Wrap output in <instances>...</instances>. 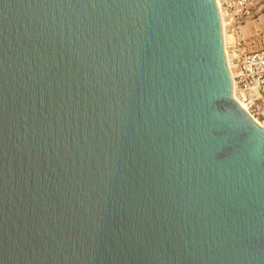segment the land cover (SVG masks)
I'll use <instances>...</instances> for the list:
<instances>
[{"label":"water","instance_id":"95a60500","mask_svg":"<svg viewBox=\"0 0 264 264\" xmlns=\"http://www.w3.org/2000/svg\"><path fill=\"white\" fill-rule=\"evenodd\" d=\"M0 264H264L216 0H0Z\"/></svg>","mask_w":264,"mask_h":264},{"label":"built area","instance_id":"2783aa9c","mask_svg":"<svg viewBox=\"0 0 264 264\" xmlns=\"http://www.w3.org/2000/svg\"><path fill=\"white\" fill-rule=\"evenodd\" d=\"M257 1L216 0L224 35L227 33L230 37L225 47L235 97L253 120L264 128V32L257 36L259 47L253 49L255 43L246 38L242 27L252 18Z\"/></svg>","mask_w":264,"mask_h":264},{"label":"rangeland","instance_id":"374dc122","mask_svg":"<svg viewBox=\"0 0 264 264\" xmlns=\"http://www.w3.org/2000/svg\"><path fill=\"white\" fill-rule=\"evenodd\" d=\"M264 0H259L256 2L255 7L253 8L254 13L252 18L247 20L242 24L243 32L246 38L249 41H253L255 44L252 46L253 49H256L259 47L260 42L257 39V36L264 32ZM227 35V42L230 39V37Z\"/></svg>","mask_w":264,"mask_h":264},{"label":"bare ground","instance_id":"6f19581e","mask_svg":"<svg viewBox=\"0 0 264 264\" xmlns=\"http://www.w3.org/2000/svg\"><path fill=\"white\" fill-rule=\"evenodd\" d=\"M227 35H226V33H225V35H224V42H225V44L227 43ZM225 50H226V47H225ZM226 52H227V50H226ZM227 56H228V54H227Z\"/></svg>","mask_w":264,"mask_h":264}]
</instances>
